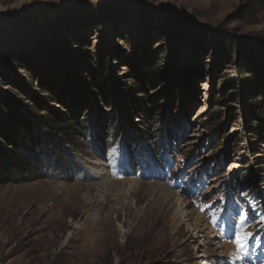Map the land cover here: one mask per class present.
<instances>
[{
  "label": "rangeland",
  "instance_id": "rangeland-1",
  "mask_svg": "<svg viewBox=\"0 0 264 264\" xmlns=\"http://www.w3.org/2000/svg\"><path fill=\"white\" fill-rule=\"evenodd\" d=\"M255 45L264 0H0V264H264Z\"/></svg>",
  "mask_w": 264,
  "mask_h": 264
},
{
  "label": "trees",
  "instance_id": "trees-1",
  "mask_svg": "<svg viewBox=\"0 0 264 264\" xmlns=\"http://www.w3.org/2000/svg\"><path fill=\"white\" fill-rule=\"evenodd\" d=\"M244 52H246V55L250 57V59L254 62H258L262 66L264 65V46H249L244 49ZM260 69L264 70V67ZM101 87H103V85H101ZM13 125L14 124L8 122L7 125H4V129H8V126L10 127L9 129H11ZM9 129L7 134L9 135L8 137L12 138L9 139V141H13L14 137L10 136V133H12V131H9ZM25 135L27 136V133ZM4 152L6 153L7 151L5 150ZM6 154L7 156L4 157V154L2 155L0 153V183L9 181L8 177L9 174L12 173V170L17 173L21 169H28L39 162L38 158L35 156L28 157L24 154L23 157H21L13 152H9Z\"/></svg>",
  "mask_w": 264,
  "mask_h": 264
},
{
  "label": "snow or ice",
  "instance_id": "snow-or-ice-1",
  "mask_svg": "<svg viewBox=\"0 0 264 264\" xmlns=\"http://www.w3.org/2000/svg\"><path fill=\"white\" fill-rule=\"evenodd\" d=\"M247 235H248V233H243V234H241V233H237L234 242L237 244V246H238L239 248H242V247H243V244L240 242L241 239H243V237H244V236H247Z\"/></svg>",
  "mask_w": 264,
  "mask_h": 264
},
{
  "label": "bare ground",
  "instance_id": "bare-ground-1",
  "mask_svg": "<svg viewBox=\"0 0 264 264\" xmlns=\"http://www.w3.org/2000/svg\"><path fill=\"white\" fill-rule=\"evenodd\" d=\"M235 166H236V165H235ZM235 166H234V167H235ZM234 167H233V168H234ZM190 213H191V211L187 212L186 216H188V214H190ZM198 225H199V224H196V225L193 227L192 230H194V231H198ZM190 235H191V234H190ZM219 246H220V245H219Z\"/></svg>",
  "mask_w": 264,
  "mask_h": 264
}]
</instances>
